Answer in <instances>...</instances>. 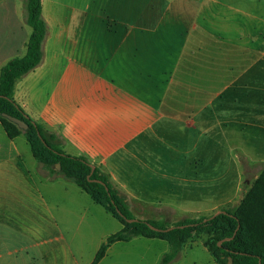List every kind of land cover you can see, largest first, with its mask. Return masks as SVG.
I'll return each mask as SVG.
<instances>
[{"label":"crops","instance_id":"crops-1","mask_svg":"<svg viewBox=\"0 0 264 264\" xmlns=\"http://www.w3.org/2000/svg\"><path fill=\"white\" fill-rule=\"evenodd\" d=\"M25 3L0 0V68L26 52ZM80 3L41 0V61L13 89L64 153L87 158L120 193L130 180L146 194L161 187L149 180L168 173L163 151L154 150L164 123H181L185 136V116L196 129L200 116L224 115L226 129L250 128L264 148V0H98L95 10ZM42 167L25 137L10 139L0 125V264L72 255L74 234L62 226L75 208L92 225L88 195ZM11 222L29 235L16 256L4 249Z\"/></svg>","mask_w":264,"mask_h":264},{"label":"rangeland","instance_id":"rangeland-1","mask_svg":"<svg viewBox=\"0 0 264 264\" xmlns=\"http://www.w3.org/2000/svg\"><path fill=\"white\" fill-rule=\"evenodd\" d=\"M83 1L90 2L93 10L98 6V0H80L81 3ZM242 94V90H239L238 95ZM206 101L202 99L203 104ZM170 102L177 103L173 99ZM190 102L186 99L187 104ZM245 106L241 105L243 109H252L248 104ZM211 115L200 116L201 122L196 129L193 128L192 116H185L188 124L185 136L181 123H164L161 130L163 142L160 141L159 146V141L155 139L154 150L161 148L163 151L164 160L168 162L165 163L168 173H164L165 178L161 180H149L152 183L160 182L161 187L148 189L146 195L141 193L142 189L132 186L130 180H125L126 183L120 180L126 184V191L122 189L124 193L121 194L125 196L135 218L166 220L173 224L182 218L210 216L238 204L264 166V148L254 144L253 137L257 136V132L250 128L239 131L236 123H231L226 129L224 115H217L218 122ZM59 139L56 135V141ZM243 154L263 160L251 163ZM43 169L48 171L45 167ZM84 196L85 200L91 202L90 197ZM91 204L93 207L87 212V218L91 219L92 225L80 223L82 212L74 207L72 222L62 226L69 236L74 234L73 238H69L72 255L50 258L38 254L32 256L30 263L88 264L104 238L121 227L101 206ZM13 222L7 228L8 238L4 249L16 256L20 253L19 249L30 242L28 233H24L27 227L13 225ZM209 237V234L202 233L187 239L177 257L169 264H217L207 248ZM168 250L169 244L164 240L137 236L127 242L111 244L98 264H161V257Z\"/></svg>","mask_w":264,"mask_h":264},{"label":"trees","instance_id":"trees-1","mask_svg":"<svg viewBox=\"0 0 264 264\" xmlns=\"http://www.w3.org/2000/svg\"><path fill=\"white\" fill-rule=\"evenodd\" d=\"M26 22L31 27L23 56L9 59L0 68V125L10 139L22 134L33 158L49 173L61 174L101 206L121 227L108 235L88 264H98L107 248L115 242H127L133 237L156 238L166 241L169 250L161 264L171 263L187 239L206 233L207 248L217 264H264V166L259 171L238 204L215 214L199 218H182L173 224L166 220L135 218L126 198L111 183L108 176L93 166L84 156L64 153L56 135L33 121L13 99L17 79L34 69L41 61V46L46 35V23L41 16V0H26ZM16 117L27 124L20 128L2 114ZM59 164V169L55 164ZM89 179H98L103 184ZM135 219V220H134ZM129 220V221H128Z\"/></svg>","mask_w":264,"mask_h":264},{"label":"water","instance_id":"water-1","mask_svg":"<svg viewBox=\"0 0 264 264\" xmlns=\"http://www.w3.org/2000/svg\"><path fill=\"white\" fill-rule=\"evenodd\" d=\"M2 115L5 116L6 118H8V119H9L10 121H12L13 123L17 124L20 128H23V129L27 128V124H26L24 121H22V120H20V119H18V118H16V117H13V116H11V115H8V114H6V113H3ZM89 165H90V167H91V172L88 174L87 177L90 176V174L92 173V170H93V165H91V164H89ZM55 168H59V164H58V163L55 164ZM89 180L96 181V182H98V183L103 184V182L100 181V180H98V179H89ZM134 220H135V219H134ZM128 221H129V220H128Z\"/></svg>","mask_w":264,"mask_h":264}]
</instances>
